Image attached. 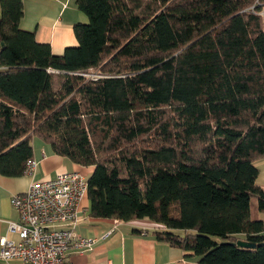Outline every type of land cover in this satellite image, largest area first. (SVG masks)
<instances>
[{
	"label": "trees",
	"instance_id": "16d2710c",
	"mask_svg": "<svg viewBox=\"0 0 264 264\" xmlns=\"http://www.w3.org/2000/svg\"><path fill=\"white\" fill-rule=\"evenodd\" d=\"M256 0H77V46L53 53L0 0V173L34 136L83 166L91 215L163 225L202 264H264V17ZM100 72L97 79L84 73ZM188 231L182 235L175 231ZM256 243L255 248L237 244Z\"/></svg>",
	"mask_w": 264,
	"mask_h": 264
},
{
	"label": "crops",
	"instance_id": "0c3cea01",
	"mask_svg": "<svg viewBox=\"0 0 264 264\" xmlns=\"http://www.w3.org/2000/svg\"><path fill=\"white\" fill-rule=\"evenodd\" d=\"M23 5L20 28L34 32L39 42H49L54 54L62 55L66 47L78 45L74 25L88 22V16L79 9L77 0H23ZM0 70L4 68L0 66ZM32 145L33 158L38 161L33 174L7 176L0 173V238L8 234L9 222L19 219L12 202L14 194L26 191L33 180L53 178L63 172H79L89 179L94 172V166H83L57 154L49 143L37 136L33 137ZM256 166L259 169L256 184L264 188V158L258 160ZM82 206L85 209L75 231L96 241L89 250H69L66 254L69 264H202L192 252L159 239L156 231L164 227L150 218L122 220L93 216L88 195ZM252 210L253 217L264 224V211L258 208L256 200ZM0 264L26 263L0 258Z\"/></svg>",
	"mask_w": 264,
	"mask_h": 264
},
{
	"label": "built area",
	"instance_id": "2783aa9c",
	"mask_svg": "<svg viewBox=\"0 0 264 264\" xmlns=\"http://www.w3.org/2000/svg\"><path fill=\"white\" fill-rule=\"evenodd\" d=\"M249 10L264 16V0H256ZM84 76L97 79L103 75L92 71ZM37 165L35 158L28 159L25 172L33 174ZM88 187V179L79 172H63L35 180L26 191L14 194L19 219L10 221L8 234L0 238V258L26 264H69V250L91 249L96 239L75 231Z\"/></svg>",
	"mask_w": 264,
	"mask_h": 264
},
{
	"label": "water",
	"instance_id": "95a60500",
	"mask_svg": "<svg viewBox=\"0 0 264 264\" xmlns=\"http://www.w3.org/2000/svg\"><path fill=\"white\" fill-rule=\"evenodd\" d=\"M237 244L239 246L246 247V248H255L256 247V243L250 242V241H245V240H242V239L238 240Z\"/></svg>",
	"mask_w": 264,
	"mask_h": 264
},
{
	"label": "rangeland",
	"instance_id": "374dc122",
	"mask_svg": "<svg viewBox=\"0 0 264 264\" xmlns=\"http://www.w3.org/2000/svg\"><path fill=\"white\" fill-rule=\"evenodd\" d=\"M259 15H260V14H259ZM261 16H263V15H261ZM263 17H264V16H263ZM33 181H35V180H33ZM33 181H32V182H33ZM32 182H31V183H32Z\"/></svg>",
	"mask_w": 264,
	"mask_h": 264
}]
</instances>
